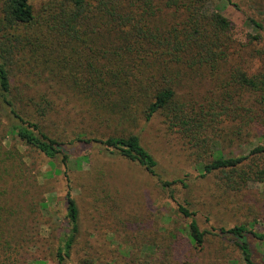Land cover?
<instances>
[{"label": "trees", "instance_id": "trees-1", "mask_svg": "<svg viewBox=\"0 0 264 264\" xmlns=\"http://www.w3.org/2000/svg\"><path fill=\"white\" fill-rule=\"evenodd\" d=\"M261 1L262 17H247L257 34L244 47L264 33ZM211 2L0 0V118L7 116L5 133L54 159L62 154L65 140L53 130L52 116L86 120L102 137L78 132L76 139L99 142L156 175L157 161L134 130L158 115L198 158L201 175L213 176L223 193H238L250 181L263 182L264 142L241 155L212 148L213 142L264 137V45L249 51L258 67L243 66V46L230 34L233 22L217 10L206 11ZM1 140L0 180L12 181L0 189V264H6L10 257L17 260L23 245L13 225L25 224L22 208L7 209L8 191H20L23 198L30 194L31 182L18 150L4 149ZM63 158L66 162L65 154ZM178 209L191 217L187 243L202 248L206 231L188 207L178 204ZM79 220V208L68 192L55 264H74L70 254ZM220 232L232 235L243 264H264L254 260L244 225L221 227ZM155 233L144 234L139 242L160 251L145 264L168 263L181 254L179 241ZM254 234L264 239V233Z\"/></svg>", "mask_w": 264, "mask_h": 264}, {"label": "rangeland", "instance_id": "rangeland-1", "mask_svg": "<svg viewBox=\"0 0 264 264\" xmlns=\"http://www.w3.org/2000/svg\"><path fill=\"white\" fill-rule=\"evenodd\" d=\"M262 4L261 0H213L205 10H217L230 18L233 22L230 34L237 46H243L257 34V28L249 25L247 17H262ZM255 42L243 46L240 57L246 60L243 66L249 65L250 70L257 68L259 62L249 51L264 45V33ZM59 115L52 116L50 122L65 143L61 146L62 154L54 159L6 134L3 126L8 123L7 116L0 118L1 139L4 136L0 139L1 145L4 149L18 150L31 182L30 194L23 198L20 191H8L11 194L7 209L22 208L20 219L25 220V224L13 225L19 228L23 245L16 254L17 260L10 257L12 261L6 264L56 263L68 192L75 199L80 214L71 263L145 264L154 261L160 251L154 252L151 245L139 246V242L144 234L156 232L179 241L181 254L169 257L170 262L162 264H243L238 249L231 243L232 235L219 233L221 227L228 229L235 225L246 227L252 256L264 263V239L254 234L264 233V181H250L238 193H223L213 176L201 175L198 158L191 156L187 145L158 115L142 120L134 130L157 161L156 175L106 150L99 142L76 139L78 132L91 139L101 138L102 133L86 120L68 121L69 118ZM259 142H264V137L244 138L242 142L238 139L221 144L213 142L212 148L217 150L222 146L226 155H241ZM63 154L67 156L66 162ZM10 180L3 181L5 183L0 180V189L12 183ZM161 180L170 185L163 186ZM178 204L188 207L200 229L206 231L202 248L187 243L191 217L184 216Z\"/></svg>", "mask_w": 264, "mask_h": 264}]
</instances>
